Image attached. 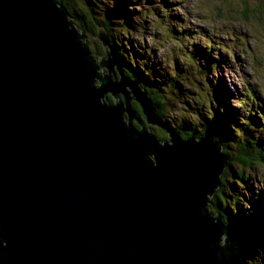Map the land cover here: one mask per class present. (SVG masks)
Returning <instances> with one entry per match:
<instances>
[{
    "label": "water",
    "instance_id": "95a60500",
    "mask_svg": "<svg viewBox=\"0 0 264 264\" xmlns=\"http://www.w3.org/2000/svg\"><path fill=\"white\" fill-rule=\"evenodd\" d=\"M96 39L100 59L60 0H0V264H240L209 207L222 144L160 141L150 95Z\"/></svg>",
    "mask_w": 264,
    "mask_h": 264
},
{
    "label": "rangeland",
    "instance_id": "374dc122",
    "mask_svg": "<svg viewBox=\"0 0 264 264\" xmlns=\"http://www.w3.org/2000/svg\"><path fill=\"white\" fill-rule=\"evenodd\" d=\"M90 1L94 3V6L87 4L86 0H78L76 2L77 10L81 9L87 15L91 14L90 11H94L93 16L96 20L103 18L105 12L110 9L109 6H113L112 0ZM208 3L211 6L209 23L206 26H194L192 31L199 35L190 49L183 53L179 50L175 51L174 71L162 73L158 70L160 60H163L167 65L173 55L169 53L166 41L161 47L159 43L161 38H157L156 47L160 48L159 57H157L154 49L141 45L139 37L133 38L132 33L137 28V24L133 21V15L138 9L131 8L129 10L128 3L125 4V8L133 13L131 19L136 27L129 30L128 25L123 26L121 24L123 15L120 14L119 18L113 22L114 25L121 28L120 31L115 32L116 37L121 41L120 44L129 60L135 57L131 49L137 55L139 52L142 58L140 57L138 63L141 66L147 65L148 70L153 71L152 74H160L164 79L166 78L167 85H170L174 79H178L179 83L186 82L188 88L183 86L182 92L184 93L182 94H179L180 92L171 93L170 87H167L168 92L165 94L169 97L170 103L168 118H176L178 122L191 125V127L201 131L203 123H205L204 118H207L209 114L216 113L215 119H222L228 110H231L232 113L239 112L240 115L236 122L240 127H246L247 120L251 116L259 119L260 127L254 130L252 139L257 144L259 142L264 144V119L258 117L264 113V108L256 105V101H264V96L261 95V89H264V31H262L264 29V0H208ZM247 8L251 10L250 14L253 16L245 20L242 14L243 10ZM124 13L128 14L127 11ZM76 22L74 21L75 26L82 32L81 24ZM84 32L87 46L94 53L95 59H100L105 54L104 48L89 31L84 30ZM229 33L236 40L232 50L234 59L227 62L238 69L241 77L240 86L235 89L226 86L223 80H217L218 65L226 61L225 54L219 52V48L222 46L220 37ZM185 44H188V41H185ZM184 57L188 58L185 59ZM215 64L216 67H214ZM249 88L255 92V97L252 99L246 96ZM108 97L113 100L111 95ZM135 124L137 125L138 122ZM144 126L150 127L146 121H144ZM219 126L220 124H218ZM228 128L230 129L229 132L232 133L231 128ZM163 132L159 127L154 128V134L160 141L167 139L168 134L165 136ZM226 140L229 141L230 139L226 138ZM242 140H246L245 136L242 137ZM234 154L235 150L232 149L231 158L235 157ZM240 169V165L234 161L229 172L235 171L237 173L236 171ZM244 177L246 179L245 184H238L235 182L237 179L228 174L227 182H225L226 196L222 199L224 204L233 211V215L237 219L236 226L240 230L251 223L258 228L259 234L264 237V229H260L257 221V217H259L264 222V190L257 193L256 189L249 184L255 181L258 187L264 186V163L245 169ZM246 187L250 194L246 191ZM209 207L212 211L211 203ZM246 264H264V256L253 253L248 257Z\"/></svg>",
    "mask_w": 264,
    "mask_h": 264
},
{
    "label": "trees",
    "instance_id": "16d2710c",
    "mask_svg": "<svg viewBox=\"0 0 264 264\" xmlns=\"http://www.w3.org/2000/svg\"><path fill=\"white\" fill-rule=\"evenodd\" d=\"M60 1L63 3L68 13L70 14V19H73L71 20L72 23L74 24V21H77L76 23L81 24V31L87 30L95 37L98 34V27H102L108 32L110 42L118 52V55L120 56V59L124 64L125 74L128 75L132 80L138 81L141 87L144 88L150 95L161 120V126L159 128L164 131L163 133L165 134V136L168 133L176 132L183 138L212 137L217 142L222 144L224 153L228 158V167L222 177V187L216 192L211 200V213L213 215L219 214L222 218L224 226H226L230 230L234 252L238 257L240 264H246V262L248 261V257L253 253H259L264 256V237L259 234V231L257 230L258 228H256L254 224L250 223L249 225L244 226L242 230H240L239 227L236 226L237 219L233 215V211L224 204L222 199L226 196L225 182H227L226 177L228 174H231L234 179H237V181H235L236 183L245 184V169L252 168V166L256 164L260 165L264 163V144H262L261 142L257 144L252 139L254 136V130L260 127L259 119H255L251 116L247 120V126L243 128L238 125V122H236V119L240 115L239 112L232 113L231 110H228V112H225L226 115H224L222 119H215L216 113L209 114L207 118H204L205 123H203L204 125L201 132L196 128L191 127V125H185L178 122L176 118H168V114L170 111L168 107L170 106V103L169 97H167L165 94L166 92H168L167 87H170L171 93L180 92L179 94L184 93L182 92L184 89L183 86L185 88L188 87L185 81L179 83L178 79H174V81L171 82L170 85H167L166 78L164 79V77L160 74H152L153 71L148 70L149 67L147 65L141 66L138 63L140 57L142 58V56L139 52L137 55L135 51H133V49L131 50L132 52H134L135 57L132 59L130 58V60L127 58L126 52L124 51L123 46L120 44L121 41L116 37L115 33L118 30L120 31L121 28H119L117 25H114L113 23L114 20L118 19L119 15L122 14L123 20H121V24L123 26L128 25L127 27L129 28V30L133 27H136L131 19L133 13L129 12L125 8V4L127 3L121 2L115 4V6H109L110 9L105 12L104 17L96 20V18L93 16L94 11H90L91 14L89 13L90 15H87L86 12L82 11L81 9L77 10L76 2L78 0ZM86 3L90 5L93 4L94 6V3H92L90 0H86ZM129 10H131L130 7ZM124 11L128 12V16L124 13ZM250 12L251 10L248 8L243 10L242 15L245 20L253 16L252 14H250ZM99 51H101V49H99ZM93 54L94 53H92V55ZM214 67H216V64L214 65ZM254 95V90L249 88L246 96L252 99L253 97H255ZM106 101L108 103H113V100L109 97L106 98ZM243 102H245V100H243ZM133 108L135 109L139 118L138 124H135V126L137 129H141L145 127V117L142 113L141 108L138 107L137 104L134 103ZM258 117L264 119V113H261V115ZM218 124H220L219 127ZM228 127L231 128L232 133L229 132L230 129ZM243 136H245L246 140H242ZM226 138L230 140L227 141ZM232 149L235 150L234 158H231L230 155ZM234 161H236L240 165L241 169L239 171H236L237 173H235V171H231L230 173L229 169L231 168ZM257 221L259 222L260 229H264V222L261 221L259 217H257Z\"/></svg>",
    "mask_w": 264,
    "mask_h": 264
},
{
    "label": "clouds",
    "instance_id": "9594fccd",
    "mask_svg": "<svg viewBox=\"0 0 264 264\" xmlns=\"http://www.w3.org/2000/svg\"><path fill=\"white\" fill-rule=\"evenodd\" d=\"M112 2L113 6L126 2L130 8L138 9L133 15V21L137 24V28L132 33L133 38L139 37L141 45L154 49L157 57L160 52V48L156 47L157 38H161L159 41L161 47L166 41L168 51L173 55L167 65L163 60H160L158 70L162 73L175 70V51L179 50L183 53L190 49L199 35L192 29L194 26H206L209 23L211 10L208 0H112ZM220 39L222 46L219 48V52L225 54L226 61L218 65L217 80H223L226 86L235 89L240 86L241 77L238 69L227 61L234 59L232 50L236 38L229 33L222 35ZM185 41H188V44H185ZM261 95L264 96V89H261ZM256 105L264 108V101L258 100ZM249 184L256 189L257 193L264 190V186L258 187L255 181ZM246 191L248 192L247 187Z\"/></svg>",
    "mask_w": 264,
    "mask_h": 264
}]
</instances>
